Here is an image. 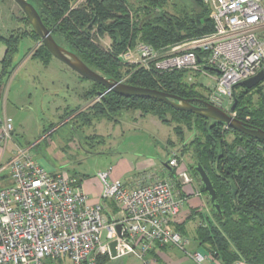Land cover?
Wrapping results in <instances>:
<instances>
[{"label":"built area","instance_id":"obj_1","mask_svg":"<svg viewBox=\"0 0 264 264\" xmlns=\"http://www.w3.org/2000/svg\"><path fill=\"white\" fill-rule=\"evenodd\" d=\"M201 1L211 11V34L162 51L140 42L119 58L158 73H204L216 81L209 101L229 112L234 88L264 70V0ZM12 135V124L3 122L0 142L5 147ZM168 165L176 170L179 160L172 156ZM176 175L182 184L193 182L184 170ZM98 181L101 191L93 201L79 179L46 171L30 148L16 147L11 158L0 160V264H98L99 257L121 259L135 253L144 258L156 243L183 251L192 264H218L209 252L189 253L190 240L172 229L185 197L170 182H138L130 187L114 178L111 169L100 173ZM106 202L118 209L112 218L105 213ZM112 242L117 245L116 256Z\"/></svg>","mask_w":264,"mask_h":264},{"label":"trees","instance_id":"obj_2","mask_svg":"<svg viewBox=\"0 0 264 264\" xmlns=\"http://www.w3.org/2000/svg\"><path fill=\"white\" fill-rule=\"evenodd\" d=\"M29 1L56 42L107 79L186 99L208 101L197 84L187 81L192 71L158 73L124 64L119 58L140 42L162 51L211 34L214 31L211 11L201 0H194L190 10L182 9L179 13L164 10L165 0H138L140 7L135 10L128 0ZM23 20L29 24L25 14ZM30 32L15 34L13 31L9 36L0 35V41L6 47L2 61L5 75L9 74L8 69L25 37H34L40 43L32 55L35 60L47 65L51 59L52 55L38 36L33 30ZM106 35L111 40L109 48H103L96 39ZM91 83L92 88L85 95L88 101L92 100L91 104L84 110L78 107L66 114L71 116L78 112L77 119L89 125L102 120L116 123L124 111L133 110L140 111L142 115H153L164 124H168L169 115L173 123L185 126L192 134L190 147L193 158L207 172L222 210L219 214L210 205L211 217L202 214V224L197 229L198 242L207 248L218 264H233L240 260L264 264V141L232 130L222 122L177 111L159 100L106 93L103 86ZM262 86L263 83L248 90L240 83L233 91L234 101H237L235 118L251 129L264 130ZM237 88L243 89L240 95L236 94ZM255 92L262 94L254 103L251 95ZM175 131L183 139V130L178 127ZM196 164L191 165V171L210 202L208 192L194 169ZM174 173L171 175L175 176ZM179 231L184 234L181 229ZM108 261L106 256L98 258V264Z\"/></svg>","mask_w":264,"mask_h":264},{"label":"rangeland","instance_id":"obj_3","mask_svg":"<svg viewBox=\"0 0 264 264\" xmlns=\"http://www.w3.org/2000/svg\"><path fill=\"white\" fill-rule=\"evenodd\" d=\"M128 1L133 10L140 7V1ZM193 2L165 0L164 10L170 13L190 10ZM23 17V11L14 0H0L1 35L7 36L13 31L15 34H30L32 28ZM96 39L103 48L111 45L107 35ZM0 44L3 45L2 42ZM39 46L34 37L23 38L8 69L12 74L20 67L18 73L16 71L15 75L6 78L7 115L15 130L13 142L16 147L30 148L34 160L50 169L51 173L58 171L94 182L100 173L115 166L125 167V164L136 168L142 163H154L152 170L147 172L151 174L160 172L172 156L179 160L180 165L182 157L187 169L184 171L192 177L194 188L201 191L200 183L191 171V165L196 161L190 147L192 134L185 126L173 123L169 115L168 124H164L153 115H142L140 111L133 110L124 111L116 123L102 120L82 124L77 119L78 112L71 116L66 113L78 107L84 110L91 104L92 100L88 101L85 95L92 88V83L53 56L47 65L35 60L32 55ZM193 82L203 84L209 92L205 98L211 103L209 98L216 81L212 77L197 76ZM242 91V88H237L236 94L240 95ZM262 92L264 94V86ZM262 92L251 95L254 103L260 100ZM178 127L183 130V139L175 131ZM167 147L176 155L171 156L172 151ZM184 150L187 152L183 155ZM134 173L138 175L139 172ZM198 199L202 202V198ZM205 201L207 208L208 198ZM210 205L209 202L208 208ZM184 208L189 210V205H183L182 210ZM106 210L111 213L118 209L114 203H108ZM198 221L196 218L187 225L189 234L186 237L190 241H194V226ZM199 251L203 253L204 248ZM119 261L111 259L105 264H119Z\"/></svg>","mask_w":264,"mask_h":264},{"label":"crops","instance_id":"obj_4","mask_svg":"<svg viewBox=\"0 0 264 264\" xmlns=\"http://www.w3.org/2000/svg\"><path fill=\"white\" fill-rule=\"evenodd\" d=\"M1 35V34H0ZM5 36V35H2ZM9 36V35H7ZM1 43V42H0ZM6 54V47L4 44H0V127L3 122H9V116L7 115V92H6V78L9 75H15V72L20 70V67L12 72V74L5 75L2 61ZM197 76L201 77H209L204 73H198V72H192L189 77L187 78V81L191 84H196L193 82L195 81ZM12 78V77H11ZM198 86L201 89V91L204 94H209V92L203 87V84L200 83ZM10 123V122H9ZM12 124V123H11ZM14 127H13V135L11 140L7 143L6 147L3 143L0 142V160L7 161L9 158L12 157L13 152L16 148V145H14L13 142V136H14ZM13 142V143H12ZM170 141H168L169 143ZM167 149H169L167 147ZM171 150V156L176 155L173 153V149ZM184 155V154H183ZM171 158V157H170ZM180 158V157H179ZM154 163H142L136 168H132L130 166L121 167L115 166L114 168H110L112 170V176L114 178L120 179L126 186L134 187L138 184V182L142 183H152L155 181H168L170 182L173 187L174 191L176 193L181 194V196L185 197V204L189 205V210L185 209L179 212V214L173 219L171 223V227L173 230L180 232L179 229L182 230V235L185 237L189 234L188 231V223L191 221H195L196 218H199V221L196 226H194V241H190V245L188 248L189 253L199 251L202 248H204L203 253H207V248L205 246L200 245V243L197 240V229L202 224V214L211 217V209L210 206L206 208V196L199 190H196L192 184H182L181 181L177 177V171L179 170H187L186 166L183 165V160L181 157V163L178 167V169L170 168L169 166H164L160 172L157 173H147L149 170H152L151 168L154 167ZM41 167H43L41 165ZM46 169L45 167H43ZM50 169H46V171H49ZM134 172H139L138 175ZM175 172V173H174ZM55 173H58L55 172ZM174 173L175 176H172L171 174ZM143 174V175H142ZM149 174V175H147ZM80 180L83 179V177L79 178ZM84 191L89 195V197L93 201H97L100 195L101 187L98 179L96 182L91 180H86L84 178L82 180ZM199 192L200 195H197V192ZM93 196V198H92ZM198 198H202V202ZM111 202H106L105 205V213L109 218H112L116 214L115 211L108 213L106 210L107 204ZM184 204V205H185ZM111 216V217H110ZM188 238V237H186ZM194 242V243H192ZM119 264H192V261L190 260V257L184 253L183 251L171 246V245H161V244H154L153 247L150 249V251L144 256V258H140L138 254H130L126 257H123L120 259Z\"/></svg>","mask_w":264,"mask_h":264},{"label":"water","instance_id":"obj_5","mask_svg":"<svg viewBox=\"0 0 264 264\" xmlns=\"http://www.w3.org/2000/svg\"><path fill=\"white\" fill-rule=\"evenodd\" d=\"M15 3L21 8L33 32L38 36L41 43L46 47L48 52L60 62L67 65L70 69L76 72L80 77L103 86L107 92H114L124 97H136L154 99L164 102L171 106L173 109L182 112L192 113L204 118L222 122L227 125L228 128L240 132L242 134L251 136L253 138L264 141V130L251 129L241 120L235 118L233 114L237 101H234L230 112H227L205 100L200 99H186L176 95H172L166 92H162L155 89L143 88L132 86L124 82L114 81L107 79L98 72L89 68L74 52L59 45L54 39L51 31L44 25L41 16L36 8L29 0H14ZM205 71L218 73L217 70L209 67H204ZM264 82V70H261L256 76L245 80L242 85L252 90ZM101 93L99 92L98 95ZM166 166H169L166 163ZM195 171L198 173L202 184L208 192L210 198V204L219 214H222L220 205L217 202V191L215 190L207 172L200 163L194 166ZM118 233L120 234L121 226H117ZM116 243L110 244L111 252L113 256H116Z\"/></svg>","mask_w":264,"mask_h":264}]
</instances>
